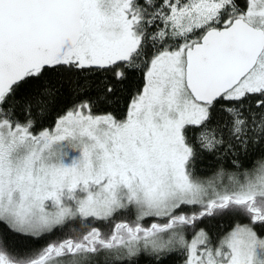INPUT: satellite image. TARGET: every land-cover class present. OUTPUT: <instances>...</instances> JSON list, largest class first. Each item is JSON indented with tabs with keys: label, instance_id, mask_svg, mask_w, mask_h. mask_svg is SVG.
I'll return each instance as SVG.
<instances>
[{
	"label": "snow or ice",
	"instance_id": "snow-or-ice-1",
	"mask_svg": "<svg viewBox=\"0 0 264 264\" xmlns=\"http://www.w3.org/2000/svg\"><path fill=\"white\" fill-rule=\"evenodd\" d=\"M0 264H264V0H0Z\"/></svg>",
	"mask_w": 264,
	"mask_h": 264
}]
</instances>
